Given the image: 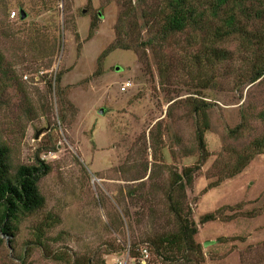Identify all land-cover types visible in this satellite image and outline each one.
<instances>
[{"label": "rangeland", "instance_id": "1", "mask_svg": "<svg viewBox=\"0 0 264 264\" xmlns=\"http://www.w3.org/2000/svg\"><path fill=\"white\" fill-rule=\"evenodd\" d=\"M41 7L33 0H0V145L9 149L13 172L20 166L50 168L40 184L45 208L23 219L15 237L0 232V264H115L122 256L112 254L113 248L153 232L145 221L136 237L130 221L122 220L126 210L141 212L128 194L138 189L155 196L151 186L171 177L166 168L181 173L199 162L198 155L180 154L174 145L177 135L188 148L196 147L191 105L198 92L212 105L210 159L187 194L204 264H264V155L240 176L219 182L226 162L236 160L234 153L264 135L262 122L251 119L264 110V83L246 81L252 58L243 43L220 45L233 60L215 72L198 69L192 60L196 49L185 36L173 48L148 51L144 60L116 51L100 66L117 40L121 5L66 0L51 12ZM204 76L214 82L199 91ZM126 83L132 87L124 92ZM245 112L250 115L245 131L232 139ZM160 168L159 179L149 180ZM215 183L218 188L206 191ZM157 194V211L167 213L164 194ZM224 207L233 209L221 217L234 216L232 221L201 223ZM253 212L259 216L243 217ZM208 242L213 244L206 247Z\"/></svg>", "mask_w": 264, "mask_h": 264}, {"label": "trees", "instance_id": "2", "mask_svg": "<svg viewBox=\"0 0 264 264\" xmlns=\"http://www.w3.org/2000/svg\"><path fill=\"white\" fill-rule=\"evenodd\" d=\"M110 2H118L122 12L116 28L117 40L101 56L100 66L116 51L134 52L140 60H144L148 51L156 53L157 49L163 51L166 46L173 48L179 44V39L185 36L187 44L193 50L196 49L192 60L199 66L198 69L206 66L215 72L218 66L233 60L232 53L220 45L232 39H239L247 56L252 58L246 81L251 84L259 81L264 83V0H156L151 3L148 0H137L136 3L133 0H110ZM62 3L66 5V0H33L34 7L42 6L41 9L46 12L58 9ZM140 21L142 26L139 28ZM96 26L93 23L90 38L93 37ZM144 31L149 36L146 41L143 39ZM76 38L80 41L77 33ZM204 77L206 80L199 81L204 83L199 85V91L208 89L214 82V78ZM58 80L62 81L60 76ZM197 81L198 78L195 82ZM210 81L212 83L209 85ZM196 95L198 98H194L191 105V116L196 130V147L188 148L184 139L177 135L174 138V145L179 147L180 154L186 153L191 157L198 155L199 162L195 166L184 168L181 173L177 168H166L172 172L171 177L166 183L159 182L151 186L155 196L141 193L138 189L128 194V198L132 200L131 205L141 207V212L133 215L130 210H126V219L122 220L130 221L129 227L136 237L137 234L143 233L141 229L145 226V221L146 227L148 221H151L154 230L144 231L145 235L139 242L118 250L113 248L112 254L123 256L129 249L132 257L138 259L141 257V249L145 247L151 252L150 264L154 261L159 264H204L203 247L196 242L199 229L193 220V210L187 192L193 188L195 178L210 159L206 136L212 127L210 117L212 105L204 100L200 92ZM249 117L248 113H243V124L230 132L232 139L236 140L243 135L244 125L248 123ZM254 118L260 120L264 126V110L257 116L252 113L251 119ZM171 153L174 159L178 155L176 151ZM9 154V149L0 145V232L15 237L19 230L18 225L23 219L45 208L46 201L40 191V184L49 174L50 168L44 164L38 167L20 166L13 172ZM234 155L236 160L233 164L226 162L221 172L223 178L219 182L240 176L257 157L264 155V135ZM160 169L159 172L154 171L149 180L152 181L154 177L159 179L162 172V168ZM218 186V183L212 184L206 191ZM159 192L164 194L168 206V212L164 214L156 209ZM145 207H148L147 210ZM226 209L233 208L224 207L208 214L201 223L205 225L217 221H232L234 216L221 217ZM243 215L246 218L259 216L255 212ZM167 227H172V230L168 231Z\"/></svg>", "mask_w": 264, "mask_h": 264}, {"label": "built area", "instance_id": "3", "mask_svg": "<svg viewBox=\"0 0 264 264\" xmlns=\"http://www.w3.org/2000/svg\"><path fill=\"white\" fill-rule=\"evenodd\" d=\"M17 17V13H13V18ZM130 87H132L131 83H126L123 87V91L126 92ZM151 252L148 248L141 249V257L136 259L131 255L130 250L128 249L127 253L122 257H119L115 264H150L151 261Z\"/></svg>", "mask_w": 264, "mask_h": 264}, {"label": "water", "instance_id": "4", "mask_svg": "<svg viewBox=\"0 0 264 264\" xmlns=\"http://www.w3.org/2000/svg\"><path fill=\"white\" fill-rule=\"evenodd\" d=\"M84 13H86V11H85ZM20 14H21V18H22V20H26L27 15L25 14V12H24L23 10H21V13H20ZM100 114H101V115H104V110H101V111H100ZM212 244H213V243L208 242V243L205 244V246H206V247H209V246H211Z\"/></svg>", "mask_w": 264, "mask_h": 264}]
</instances>
